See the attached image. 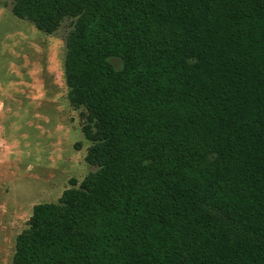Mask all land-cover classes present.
<instances>
[{
  "label": "trees",
  "instance_id": "trees-1",
  "mask_svg": "<svg viewBox=\"0 0 264 264\" xmlns=\"http://www.w3.org/2000/svg\"><path fill=\"white\" fill-rule=\"evenodd\" d=\"M66 18L85 159L13 264H264V0H13ZM111 57L120 58L115 68Z\"/></svg>",
  "mask_w": 264,
  "mask_h": 264
},
{
  "label": "rangeland",
  "instance_id": "rangeland-1",
  "mask_svg": "<svg viewBox=\"0 0 264 264\" xmlns=\"http://www.w3.org/2000/svg\"><path fill=\"white\" fill-rule=\"evenodd\" d=\"M0 0V264H13L33 207L57 201L96 167L85 159L84 108L68 99L64 66L72 18L54 33ZM115 68L120 58L111 57Z\"/></svg>",
  "mask_w": 264,
  "mask_h": 264
}]
</instances>
